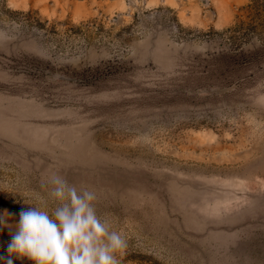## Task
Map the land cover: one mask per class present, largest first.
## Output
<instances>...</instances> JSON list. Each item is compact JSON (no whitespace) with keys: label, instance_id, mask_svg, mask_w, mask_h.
Listing matches in <instances>:
<instances>
[{"label":"rangeland","instance_id":"rangeland-1","mask_svg":"<svg viewBox=\"0 0 264 264\" xmlns=\"http://www.w3.org/2000/svg\"><path fill=\"white\" fill-rule=\"evenodd\" d=\"M53 173L119 264H264V0H0L7 223Z\"/></svg>","mask_w":264,"mask_h":264},{"label":"clouds","instance_id":"clouds-1","mask_svg":"<svg viewBox=\"0 0 264 264\" xmlns=\"http://www.w3.org/2000/svg\"><path fill=\"white\" fill-rule=\"evenodd\" d=\"M47 184L52 186L50 211L48 200L42 198L36 206L23 208L16 223H7V210L0 215V229L7 228L11 236L0 264L25 258L32 264H119L117 254L126 241L112 230L109 220L97 214L96 192L78 189L56 173Z\"/></svg>","mask_w":264,"mask_h":264},{"label":"trees","instance_id":"trees-1","mask_svg":"<svg viewBox=\"0 0 264 264\" xmlns=\"http://www.w3.org/2000/svg\"><path fill=\"white\" fill-rule=\"evenodd\" d=\"M5 204H7V203H5ZM9 206H10L12 209H16V208H17L16 205H13L12 203H9Z\"/></svg>","mask_w":264,"mask_h":264}]
</instances>
